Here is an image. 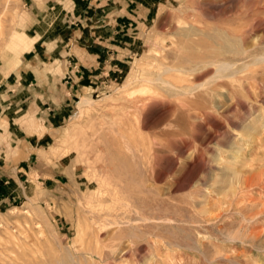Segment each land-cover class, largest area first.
<instances>
[{"label":"rangeland","instance_id":"obj_1","mask_svg":"<svg viewBox=\"0 0 264 264\" xmlns=\"http://www.w3.org/2000/svg\"><path fill=\"white\" fill-rule=\"evenodd\" d=\"M263 209L264 0H0V264H264Z\"/></svg>","mask_w":264,"mask_h":264},{"label":"bare ground","instance_id":"obj_2","mask_svg":"<svg viewBox=\"0 0 264 264\" xmlns=\"http://www.w3.org/2000/svg\"><path fill=\"white\" fill-rule=\"evenodd\" d=\"M250 177H251V176H250ZM250 177L246 176V185H247V186L252 184V180H251ZM259 212H264V209L261 210V211H259ZM246 217H247V216H246Z\"/></svg>","mask_w":264,"mask_h":264},{"label":"crops","instance_id":"obj_3","mask_svg":"<svg viewBox=\"0 0 264 264\" xmlns=\"http://www.w3.org/2000/svg\"><path fill=\"white\" fill-rule=\"evenodd\" d=\"M88 56H89V54H88ZM94 57H98L99 58V56L97 55V54H95V55H93ZM94 59V58H93ZM74 70H72V72H73ZM77 70H75L73 73H74V75H76L75 74V72H76ZM76 76H79V74H77Z\"/></svg>","mask_w":264,"mask_h":264}]
</instances>
